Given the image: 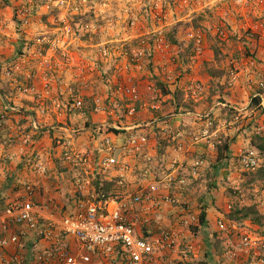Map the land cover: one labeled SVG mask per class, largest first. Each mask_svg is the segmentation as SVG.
Instances as JSON below:
<instances>
[{"label": "rangeland", "instance_id": "obj_1", "mask_svg": "<svg viewBox=\"0 0 264 264\" xmlns=\"http://www.w3.org/2000/svg\"><path fill=\"white\" fill-rule=\"evenodd\" d=\"M249 34L254 37L249 39ZM260 65H264V0H0V95L9 109L16 108L13 102L24 107L29 102V112L37 117V109L43 108L45 131L54 125L82 128L67 132L71 137L62 130L50 148L41 142L35 156L41 152L46 157V168L53 161L58 170L65 169L64 143L94 156L91 143L110 138L107 129L115 125L124 133L110 139L122 146L121 158L126 155L130 167L123 185L117 177L119 166L109 172L119 196L151 188L152 183L157 186L173 172L172 166L180 168H175L169 190L173 203L150 211L149 229L157 236L161 229L182 230V245L190 242L200 247L189 264H199L207 254L209 264H244V259L231 258L225 240L217 245L215 212L206 230H194L196 224L178 225L180 218L199 215L209 207H216L218 218H223L233 204L254 205L264 212V182L249 183L236 160L239 151L256 148L264 166L259 148L264 146V113L251 104L252 96L264 95L259 86L264 79ZM252 67L261 71L254 79L248 69ZM237 79H245L249 88L235 85ZM193 84H200V89L192 90ZM28 85L31 92L24 93ZM128 88H136L138 100L122 93ZM28 96L34 99L27 101ZM77 99L83 101L82 108L75 104ZM96 100L102 112L95 111ZM191 109L201 110L200 126L188 131ZM91 113H105L107 125H96ZM21 114L28 117L25 111ZM71 117L80 118L76 128ZM7 120L8 114H0V130ZM133 125L141 126L130 128ZM30 128L35 133L29 145L43 136L33 124ZM212 128L215 131L210 133ZM72 138L81 139L79 148ZM132 138L145 139L148 149L150 140L157 142L156 154H143L146 143L139 151L133 149ZM180 142L211 143L202 154L197 149L184 151ZM226 142L233 166L226 164L216 175L218 147ZM171 147L181 156L170 152ZM196 161L201 165L192 176L189 171ZM219 199L221 206H215ZM244 225L264 236V222Z\"/></svg>", "mask_w": 264, "mask_h": 264}, {"label": "built area", "instance_id": "obj_2", "mask_svg": "<svg viewBox=\"0 0 264 264\" xmlns=\"http://www.w3.org/2000/svg\"><path fill=\"white\" fill-rule=\"evenodd\" d=\"M237 1L242 3L244 0ZM259 86L264 90V79ZM29 88V85L25 87L24 93H30ZM191 89H200V84H193ZM122 93H127L136 100L140 97L136 88L123 89ZM75 104L79 108L83 107L80 99L75 100ZM134 110L132 108L131 112ZM95 111L102 112L99 100H96ZM113 127L119 129L115 125ZM142 141L132 138L129 143L139 151L140 146L146 143L145 139ZM99 145L98 154L94 152L96 156L74 150L70 143L63 145L65 159L72 167L81 169L74 179V198L79 210L77 215L69 214L60 218L45 215V206L35 201V188L29 184L25 185L26 195L10 199L4 209H0V264L22 263L20 259L7 257L4 250L11 245L21 244L23 239H27L28 231L51 245L48 250L35 252L36 264H189L192 256L200 251V247L194 243L182 245V230L171 228L158 236L147 237L143 232L145 229H140L141 226L144 228L150 225V220L144 214L148 215L152 210L162 209L173 203L169 190L175 180V171L180 168L172 166L173 172L159 181L158 187L140 188L126 197L111 192H98L94 180L99 175L106 177L119 166L117 177L123 185L130 170L126 162L120 163L116 157L122 146H118L110 138L99 142ZM236 157L243 172H256L261 167L256 148L241 150ZM5 164L6 161L0 157V171ZM232 164L231 160L229 167ZM200 165L201 162L196 161L189 174L196 176ZM38 170L42 174L47 172L43 164L38 166ZM184 181L185 179H181V183ZM196 223V216H188L181 218L178 225L188 227ZM18 227L23 228L22 232L14 231ZM217 232L227 234L224 244L231 258L244 259V264H264V236L239 228L236 224H229L223 219L217 221ZM66 236L75 238L79 243L77 256L64 247ZM96 260H100V263H95Z\"/></svg>", "mask_w": 264, "mask_h": 264}, {"label": "crops", "instance_id": "obj_3", "mask_svg": "<svg viewBox=\"0 0 264 264\" xmlns=\"http://www.w3.org/2000/svg\"><path fill=\"white\" fill-rule=\"evenodd\" d=\"M260 66H262L264 69V65H260ZM248 69L250 71L249 74H251L250 78L252 79H254L259 74V72H261V71H257V69H254L253 67L252 69L251 68ZM242 73L243 72H241L239 75H241ZM262 73H264V71ZM235 85L246 86L247 83L245 79L243 80L241 79L236 81ZM239 86H237L236 89H239L238 88ZM246 87L249 88V85ZM103 91H105V89H103ZM2 97L3 96L0 95V114H8V120L4 127L5 129L2 132L3 137H0V157H2L6 161L5 167L0 171V198L1 197L6 198V203H7L10 199H13L16 196L26 195L25 185L29 184L31 186H34L35 188V195H34L35 201L45 206L44 207L45 215H53L56 218H60L61 216H65L69 214L77 215L79 213V210L74 198L75 197L74 179L76 175L79 173V171H81V169L70 167L71 166L70 162L67 161L68 164L64 162V165L66 164L65 169L60 168V170H58L54 162L51 161L50 164L47 166V171L48 172L51 171L52 173L50 174L46 173L47 175L39 173L38 166L42 165L44 161H46L45 159L46 157L43 156L41 152H38L36 156L35 153L39 149L41 142H47L49 148L52 147L53 140L56 139V137H58L61 134L62 130L66 131V133L64 132L66 137H71L70 133L67 132H74V133L80 132L82 128L79 130L77 129L74 130L73 128L68 129L60 126L59 129H57L58 127L54 125V127L50 126V129H53L54 132H52L50 129L45 131L44 127L41 124V122L43 121L41 120V117L43 116L42 113L45 114V111L42 110L43 108L37 109V117H36L35 115H33L32 112H29L31 108L29 102H27L28 103L27 107L22 106L20 104L21 102L20 103L13 102V106H15L16 108L9 109L8 104L5 102V100ZM262 98L264 102V95ZM30 99H34V98H32L31 96L26 97L27 101H30ZM22 108L24 109L22 110ZM40 109L42 110L41 113H40ZM203 110L205 109L203 108ZM22 111L23 113L25 111V113L28 114V117H23L22 116L23 114H21ZM200 111H201L200 109H196V110L194 109L192 110L193 113L192 115H191V111L188 113L189 116L191 115L189 119L193 118L192 122L189 120L187 126L189 128L188 131L199 129L200 124L198 123L199 122L198 117L201 115ZM90 116L92 120L97 121L96 124L98 123L97 124L98 126L100 124L105 126L107 125L105 113H99L98 115H92L91 113ZM57 118L59 119V121L63 120L64 118L63 114L58 115ZM71 120L73 121L72 123L74 124L73 127L76 128V124L80 122V118L71 117ZM48 121H51V119L49 118ZM32 124H33V128L37 130V132H42L43 136L40 140L34 141L35 144L32 143L31 145H29L28 142H31V134L33 136V134L35 133L34 131L30 130V126H32ZM151 124L152 123L149 122V124H147L146 126ZM163 124L164 123H160L159 127H162ZM139 126L141 125H136V126L133 125V127L130 128H135ZM170 127L171 125L169 126V128ZM19 129H24V131L21 130L22 132H20ZM126 129L128 130L129 128ZM25 132H28L29 134L20 135ZM120 137L121 136L117 138ZM122 139L123 138H121L119 141L122 142ZM80 140H78L77 142L75 139L72 138V140L70 141L73 142L77 146V148H79V146L81 145V142H79ZM115 143L117 144V142ZM149 143H150L149 149H148V142L146 143V146H144L145 152H143V154L144 155L151 154L153 156L156 154L154 148L157 146V142H152L150 140ZM180 143H181L180 147L184 148V151L197 149L198 152L201 151L200 153L205 154L207 152V146L209 147L211 142H180ZM84 145L86 146L89 144L88 142H86ZM91 146L94 148L93 152H96V154H98V148H100L99 142L94 141L91 143ZM172 147L171 149H169L170 152H175L176 154L181 153ZM146 149H148V151H146ZM121 150L122 149H120L118 153L119 161L120 159L121 161L123 159L124 162H127L126 155H124L125 158H121L122 154H125V152ZM135 155L138 156L139 153ZM178 156H181V154ZM185 159L188 160V158H184V160ZM129 175L130 174H128V177ZM52 176H54L56 181L52 179ZM110 176L113 175L108 173L105 178L111 180ZM152 184H153L151 185L152 187L156 186L155 183ZM216 201L217 202H215V206H219V205L221 206L222 200L219 199ZM206 211H207V219L209 225L211 224L210 217L214 219V216L217 215L215 219L216 218L218 220L222 219V218H218L219 212H217L218 209L216 207H209L206 209ZM214 212L216 213V215L214 214ZM145 216H147V218L150 220L151 216L144 214V217ZM161 219L167 221L166 223L170 222L169 220H165L166 218L164 217ZM22 229L23 228L18 227V228H14V231L22 232ZM27 234H28L27 239H23L21 244L11 245L9 248L4 250V254L9 258L12 257L22 260V263L19 264H36L33 263L32 253L43 252L44 250H48L50 249L51 245L50 242L38 238L32 232L28 231ZM64 247L68 248L72 255L74 256L78 255V250L80 247H79V243L76 241L75 238L66 236ZM98 262L100 263V260L95 261V263Z\"/></svg>", "mask_w": 264, "mask_h": 264}, {"label": "trees", "instance_id": "obj_4", "mask_svg": "<svg viewBox=\"0 0 264 264\" xmlns=\"http://www.w3.org/2000/svg\"><path fill=\"white\" fill-rule=\"evenodd\" d=\"M249 39L253 38V34H249L247 36ZM248 42L251 43V41L249 40ZM218 53V49H215ZM163 88V85H160ZM263 93L260 92L257 95L252 96L251 98V104L253 106H257L258 108H260L262 110V113H264V107L262 105L263 103ZM193 110V109H191ZM96 124V123H95ZM94 124V125H95ZM213 125V122L211 123ZM97 125V124H96ZM31 129V128H30ZM121 129V128H120ZM120 129H114V128H108L106 134H108L107 136H109L110 138H114L116 139L117 137H119L120 135H122L124 132H122L123 130ZM35 130V129H34ZM37 132V130H35ZM215 130L212 128L210 133H213ZM3 130H0V137H3ZM114 142V140H113ZM259 148L262 150V153H264V146L261 145L259 146ZM94 156H96V154L94 153ZM230 144L229 142L224 143L223 146H219L218 147V156H217V160L215 165L213 166L216 175H219L220 171L222 168H224L226 166V164L229 163L230 160ZM71 167V166H70ZM246 173L245 175H247L248 181L249 183H254V182H264V166L261 167L257 172H244ZM112 180H108L106 179L103 175H99L95 180H94V185L97 188L98 192L99 191H104V192H111L114 194H118L116 191H114L115 188V182H110ZM110 182V183H109ZM4 206H6V198L1 197L0 198V209H4ZM225 217H223L222 219L225 220L226 222H228L229 224H236L238 225L239 228H243L245 227V223L247 221H250L252 224L258 225V224H262L264 222V214H262L261 212H259V210L257 209L256 206L251 205V206H247V205H239V204H233L230 205L228 210L226 212H224ZM188 216H193V215H188ZM187 216V217H188ZM197 217V223H196V228H194V230H206L209 227V223H208V219H207V211L206 209H202L200 211L199 215H194ZM151 223L149 226H147V228L143 231L145 236L150 237V236H157L153 230V228L149 229V227H151ZM168 230V229H166ZM164 229L159 230V232H157L158 234L164 232ZM264 235V234H263ZM214 236L217 238L218 242L217 245H220V241L221 240H225L227 237V234L224 233H215ZM262 236V235H260ZM207 259L210 255H206ZM32 259H33V263H35V253H32ZM206 258L203 261H199V264H209L208 260ZM206 261V262H205Z\"/></svg>", "mask_w": 264, "mask_h": 264}, {"label": "water", "instance_id": "obj_5", "mask_svg": "<svg viewBox=\"0 0 264 264\" xmlns=\"http://www.w3.org/2000/svg\"><path fill=\"white\" fill-rule=\"evenodd\" d=\"M264 104V103H263Z\"/></svg>", "mask_w": 264, "mask_h": 264}]
</instances>
